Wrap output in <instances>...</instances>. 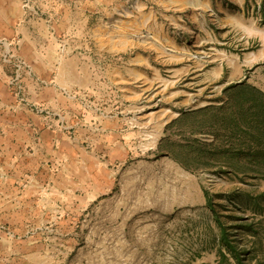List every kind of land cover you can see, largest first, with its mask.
Instances as JSON below:
<instances>
[{"label":"crops","instance_id":"0c3cea01","mask_svg":"<svg viewBox=\"0 0 264 264\" xmlns=\"http://www.w3.org/2000/svg\"><path fill=\"white\" fill-rule=\"evenodd\" d=\"M20 1L0 0V38L18 42L32 70L29 93L44 113L9 96L0 62V264H72L80 256L87 262L94 251L142 249L143 238L134 244L129 228L133 189L126 178L132 170L117 165L135 145L157 150L175 112L86 106L82 98L93 97L89 81L124 79L133 65L135 72L146 71L150 42L136 45L135 56L117 57L110 34L131 32L133 25L143 31L150 21L162 31L165 0H156L155 8L141 0L136 10L127 0H33L31 12ZM171 1L179 9L174 20L192 38L220 47L205 75L253 79L264 92V0Z\"/></svg>","mask_w":264,"mask_h":264},{"label":"rangeland","instance_id":"374dc122","mask_svg":"<svg viewBox=\"0 0 264 264\" xmlns=\"http://www.w3.org/2000/svg\"><path fill=\"white\" fill-rule=\"evenodd\" d=\"M146 1L149 7H157L156 0ZM140 2L127 0V7L136 10ZM20 5L23 9L22 0ZM32 7L34 11L33 0ZM178 11L173 9V1L165 0L162 31L156 33L150 21L148 29L143 31L139 25H133L131 32L118 30L110 34V40L118 46L117 57L135 56L140 51L136 45L141 41L150 42L148 64H143L146 71L137 73L133 65V71L125 73L124 79L118 74L117 78L89 81L95 92L93 97L82 98L86 106L94 107L95 102L159 106L174 111L173 120L183 110L232 101L235 95L224 90L233 84L246 82L260 89L253 79L226 81L214 72L205 75L212 66V57L220 54V47H209L207 42L192 38L193 32L181 26L180 20H174L172 14ZM117 24H120L119 17ZM101 35L104 40L105 33ZM13 42L16 53L24 59L18 42ZM132 42L133 48H129ZM0 62L7 68L5 86L9 96L21 107L44 113L29 93L32 72L23 78L18 94L9 84L11 69L1 59ZM172 139L179 138L174 135ZM203 139L211 141L212 136ZM145 146L135 145L134 153L117 168L132 170L126 178L133 189V221L129 228L134 244L143 238L146 246L130 253L123 249L115 253L108 249L94 251L86 254L87 262L80 256L72 264H219L221 250L232 264H238L235 257L242 264H264V177L243 176L219 167L191 171L173 157L150 150L152 144L147 145L149 151ZM2 226L8 233L13 231L12 225Z\"/></svg>","mask_w":264,"mask_h":264},{"label":"trees","instance_id":"16d2710c","mask_svg":"<svg viewBox=\"0 0 264 264\" xmlns=\"http://www.w3.org/2000/svg\"><path fill=\"white\" fill-rule=\"evenodd\" d=\"M224 92L235 95L232 101L183 110L171 120L157 152L191 171L219 167L264 177V92L246 82ZM174 135L179 139L173 140ZM207 135L211 141L203 139ZM219 256V264H232L222 250Z\"/></svg>","mask_w":264,"mask_h":264},{"label":"built area","instance_id":"2783aa9c","mask_svg":"<svg viewBox=\"0 0 264 264\" xmlns=\"http://www.w3.org/2000/svg\"><path fill=\"white\" fill-rule=\"evenodd\" d=\"M22 7L32 11V0H22ZM0 59L11 69L9 84L20 94L23 78L32 72L30 65L16 53L14 42L5 38H0Z\"/></svg>","mask_w":264,"mask_h":264}]
</instances>
